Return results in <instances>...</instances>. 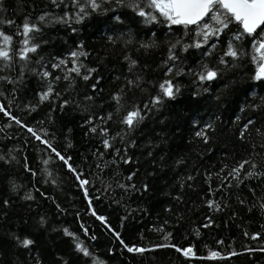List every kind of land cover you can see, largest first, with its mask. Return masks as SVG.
Masks as SVG:
<instances>
[{
    "label": "snow or ice",
    "instance_id": "obj_1",
    "mask_svg": "<svg viewBox=\"0 0 264 264\" xmlns=\"http://www.w3.org/2000/svg\"><path fill=\"white\" fill-rule=\"evenodd\" d=\"M43 3L44 7L38 14H24L19 24L12 18L0 16V101H3L0 102V132L15 126L23 134L25 146L32 144L34 151L40 155L42 165L50 167L58 164V168L65 171L82 194L87 206L85 214L98 221L109 242L124 252L142 255L168 248L174 249L187 261L227 260L240 255L232 250L227 251L226 255L208 250L206 256H198L192 244L176 246L171 243L172 234L165 231L164 226L150 229L158 234L161 243H152L151 246L126 243L121 229L127 212L120 217L119 226L114 228L105 215L95 210L94 202L99 201L101 196L95 195L93 190L109 193L118 188L122 196L147 194L151 190L149 183L140 178L135 153L145 148L147 157L154 165L152 171H145V177L155 175L165 156L157 159L154 149L160 145L151 141L138 144L136 136L142 126L153 121L162 110L168 112L175 108L176 102L185 95L186 87L182 83L185 78L190 86L188 103L183 110L185 115L191 113L188 115L189 136L198 144L209 145L217 131L216 122L221 120L216 111H227L229 105H235L228 117L230 125L234 126V138L241 144H248L250 149L246 157L233 159L231 165L226 158L218 169L205 170L201 174L203 183L207 185V198L201 199L207 209L222 210V201L216 197L220 192L227 193L229 188L238 190L245 181L264 184V0H43ZM93 20L103 26L109 47L120 45V57L124 62L121 72L114 77L117 82L115 87L107 94L100 62L97 61L95 66L89 65L91 53L86 49L84 40L77 38L72 46L65 42L62 51H46L51 46L50 31L63 29L78 36L80 28ZM125 28L128 30L123 31ZM133 49L136 53L141 50L145 53L159 51L160 61L154 68L141 63L139 55L130 54ZM240 72L244 74L240 75ZM157 73L160 74L159 79L154 78ZM81 82L82 93L78 91ZM28 83L36 85L32 90L33 100L18 103V97ZM213 86H216L214 94ZM138 94L144 98L138 99ZM205 94L209 95L206 97ZM81 96L82 99H79ZM43 106L47 107L43 119L30 123L26 117L33 113L39 115L38 110ZM68 108L80 111V127L84 135L95 142L97 150L91 154L93 160L88 165V171L75 165L72 156L68 155L66 150L73 145L67 135L63 148L56 142L53 114ZM201 109L204 115H208V120H204ZM159 122L167 124L168 118ZM174 122L177 131H181L183 116L177 113ZM48 126H53V130L50 131ZM66 132L70 134L72 129L68 128ZM253 132L260 137L259 144L248 139ZM21 155L13 147L0 154V162L9 166L16 163L24 173L35 178L37 173L27 156L21 161L18 158ZM185 163V159L180 157L174 161V167L184 166ZM122 165L128 166L123 180L119 172ZM49 167L41 168V172L45 183L55 186L57 180L49 172ZM106 169H113L114 175L107 186L100 175ZM193 179L190 174L181 178L180 186ZM97 183H100V188H96ZM188 186L191 187V184ZM245 187L254 202L249 206V198L237 196L238 203L250 212L255 208L264 215V202L256 203L255 189L249 185ZM20 188L21 185L9 179L10 195L0 198V209L10 208L14 199L35 202L33 193H38L55 205L58 214L63 212L55 199L35 185L25 190L23 195H11L18 194ZM175 199L179 202V197ZM261 199L264 200V197ZM164 210L169 211L167 208ZM6 215V212H0V219ZM75 216L77 221L81 219L79 211ZM176 219H181L179 214ZM204 220L203 228L213 224L208 216ZM48 224L47 216L41 215L33 225L24 221L27 230L23 235L16 231L0 235V254H3L5 247L18 254L7 264H42L38 256L32 255V250L40 230H46ZM164 225H168L167 220ZM261 228L264 229V224ZM52 231L68 238L70 255L78 264H106L96 254L93 245L81 239L77 232L68 227H54ZM78 231L88 241L98 239L96 234H90L83 223L79 224ZM196 235H199L198 231ZM242 235L248 240L257 241L262 233L244 231ZM140 238L143 240L142 235ZM216 244L223 245L224 241L216 240ZM243 247L248 253L264 252V246ZM113 251V248H108V255L111 256ZM23 253L28 254L27 262L20 259L19 254ZM55 264H70V261L60 256Z\"/></svg>",
    "mask_w": 264,
    "mask_h": 264
},
{
    "label": "trees",
    "instance_id": "obj_2",
    "mask_svg": "<svg viewBox=\"0 0 264 264\" xmlns=\"http://www.w3.org/2000/svg\"><path fill=\"white\" fill-rule=\"evenodd\" d=\"M44 7L43 0H0V16L4 18H12L17 24L21 23L24 14L31 12L33 15L38 14L39 10ZM7 31V29H5ZM125 28L123 31H127ZM135 31V29H132ZM51 46L46 51H62L67 42L68 46H72L77 38L84 40L86 49L90 51L89 65L95 66L96 62H100V70L104 76L103 86L105 93L111 91L116 81L114 77L119 75L124 62L120 57L121 47L119 44L109 47L105 40L106 32L102 25H98L95 20L90 24H85L80 28L77 34L66 32L63 29L53 30L49 32ZM151 35V33H149ZM133 56L139 55L141 63H147L154 68L160 61L161 53L153 50L151 53H145L141 50L139 53L133 49ZM240 72V75H243ZM156 79L160 78V74H155ZM185 84V95L176 102L175 108L171 111H161L154 117L153 121L147 122L142 126L141 131L137 133L136 139L138 144H147L151 141L153 144L160 146L154 149L157 159L159 156H165V160L161 168L156 170L153 177H145V171L153 170L151 158L146 155V149L140 148L135 153V158L139 161L140 178L149 183L150 191L147 194H136L122 196L120 189L116 188L109 193L95 192L100 195L101 199L94 202V208L98 214H103L108 218L109 223L117 228L120 224V217L127 218L121 229L122 238L126 243H136L138 245L151 246L152 243H161L156 232L150 231L154 227L164 226L165 231L171 232L170 242L176 246L194 245V251L198 256H206L208 250L220 251L222 255H226L227 251L232 250L240 255L233 256L227 260H191L187 261L174 251V249H156L154 251L145 252L142 255H132L124 252L116 244L109 242V237L105 234L102 226L93 217L85 214L86 204L82 199V194L73 184L72 180L66 175L65 171L58 168V164L44 166L40 163V155L34 151L33 145L25 146L23 134L15 126L0 132V154L8 152L10 148H16L22 155L18 157L23 159L27 156L33 170L37 176L31 177L28 173H24L22 168L12 163L4 165L0 162V198L9 196L8 181L14 180L21 185L18 194L23 195L25 190H30L33 185L40 191L46 193L60 204L63 212L58 214L55 205L49 200L43 199L38 193H33L36 197L35 202H26L20 199H14L12 206L6 210L0 209V212H6L5 218L0 219V235L8 231H16L21 235L27 230L24 221L27 220L28 225H33L35 221L40 219L41 215H46L49 224L46 230H40L37 236L36 246L32 250V255L38 256L42 260V264H55L56 258L62 256L69 260L70 264H78L69 252L68 238L62 236L60 232L52 231L54 227H68L69 230L77 232L81 239H85L87 243L93 245V249L99 258L104 259L106 264H264V252L248 253L244 251V245L251 248L264 246V215L257 209L248 211L238 203L237 196L241 198H249V206L254 201L250 198L245 185H249L255 189V202L261 203L264 200V184L256 181H245L240 188L227 189V193L220 192L216 199L222 201L220 211H209L203 203L201 197H206L207 185L203 183V174L205 170H216L225 162L231 165L233 159H241L247 156L250 150L248 144H241L235 140L233 135L234 126L230 125L228 117L231 115L235 105H229L227 111L217 110L216 114L221 116V120L217 121V131L213 137V141L205 146L198 144L194 138L189 136L191 131L188 124V115L184 114V108L188 103V91L190 86L187 78L182 81ZM36 87L34 83H28L27 88L18 97V103H26L33 100V89ZM81 93L84 91L83 82L78 89ZM216 91V86L212 88V94ZM209 94H205L207 97ZM146 96V94H145ZM138 99L144 98L139 96ZM82 99V96L79 97ZM231 99V97L229 98ZM243 99V97H240ZM3 102V101H0ZM15 105L13 108L15 109ZM39 115L35 113L30 117H26L30 123L43 119L47 107L43 106L38 110ZM179 113L183 116L181 131H177L175 119ZM201 114L204 120H208V115ZM23 115V114H22ZM54 131L56 132V142L63 148L65 136L72 143L73 147L67 149L68 155L72 156L75 165L80 166L84 171H88L89 163H92L94 153L97 149L94 146V139L84 135V130L80 127L81 113L79 110L73 111L71 108L64 112H55L54 114ZM168 118L167 124H161L159 121ZM49 130H53V126H48ZM68 128L72 129L69 134L66 132ZM250 141L261 142L255 132L248 137ZM42 147V146H41ZM210 148L211 151H207ZM15 154V153H13ZM183 157L186 161L184 166L174 167V161ZM257 159H259L257 157ZM49 167V172L56 178L57 183H45L44 174L41 168ZM196 169L198 171H193ZM122 173L120 179L128 173V166L122 165L119 169ZM200 173V174H198ZM192 175L193 181H185L183 187L180 186V179ZM105 186L114 178L113 169H106L100 174ZM189 183L191 187H189ZM100 183L96 184V188H100ZM215 187V183H213ZM179 197V202L175 199ZM120 201V203H115ZM167 208L169 211H165ZM79 211L81 219L76 220V212ZM235 213V216H233ZM181 219L177 221V215ZM208 216L212 219L213 224L208 228L201 225L205 223L204 217ZM168 221V225H164V221ZM83 223L89 229L90 234L94 233L98 239L88 241L81 232L78 231L79 224ZM199 235H196V232ZM261 232L262 235L257 241L246 239L242 233ZM141 235L143 240H141ZM216 240H223V245H217ZM228 245H231L229 248ZM207 246V247H205ZM113 248V254L108 255V248ZM15 253L10 247H5L3 254H0V264H7ZM20 259L27 262L28 254H19Z\"/></svg>",
    "mask_w": 264,
    "mask_h": 264
}]
</instances>
